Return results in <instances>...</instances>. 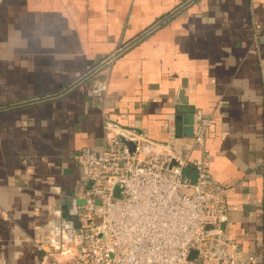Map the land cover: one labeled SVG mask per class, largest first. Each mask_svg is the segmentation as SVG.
<instances>
[{"label": "crops", "instance_id": "crops-1", "mask_svg": "<svg viewBox=\"0 0 264 264\" xmlns=\"http://www.w3.org/2000/svg\"><path fill=\"white\" fill-rule=\"evenodd\" d=\"M10 0L0 5V264H40L31 242L74 221L73 162L107 127L193 161L177 130L211 119L209 173L227 189L219 246L264 264V0ZM186 5V6H185ZM178 13L75 84L174 11ZM106 83L102 99L90 85ZM75 84V85H74Z\"/></svg>", "mask_w": 264, "mask_h": 264}, {"label": "built area", "instance_id": "built-area-1", "mask_svg": "<svg viewBox=\"0 0 264 264\" xmlns=\"http://www.w3.org/2000/svg\"><path fill=\"white\" fill-rule=\"evenodd\" d=\"M106 92V83L90 85L96 99ZM210 126L206 116L194 121L192 143L200 155L193 161L124 130L137 141L132 153L113 136L100 154L81 149L73 162L88 182L82 205L53 236L32 238L40 264H246L236 247L219 246L228 223L227 189L209 173ZM185 169L195 173V183Z\"/></svg>", "mask_w": 264, "mask_h": 264}, {"label": "water", "instance_id": "water-1", "mask_svg": "<svg viewBox=\"0 0 264 264\" xmlns=\"http://www.w3.org/2000/svg\"><path fill=\"white\" fill-rule=\"evenodd\" d=\"M192 1L193 0H190L188 3L192 2ZM185 6L180 7V9L174 11L169 16H167L165 19H163L162 21L158 22L153 27H151L150 29H148L147 31H145V33H143L142 35H140L139 37H137L134 41L130 42L128 45H126L124 48L120 49L113 56H111V57L107 58L105 61H103L98 67H96L93 70L89 71V73H87L84 77H82L75 84H78V83L84 81L89 76H91L92 74H94L97 70H99L100 68H102L105 65H107L110 61H112L114 59V57H116L119 54H121L123 51H125L127 48H129L131 45H133L135 42H137L138 40H140L141 38H143L145 35H147L153 29L161 26L166 20H168L170 17H172L173 15H175L176 13H178ZM73 87L74 86L72 85L71 87H69L65 91H63L62 93H60L58 95L51 96V97L37 99L35 101H30V102H26V103L17 104V105H11V106L1 107L0 108V112L1 111H6V110H9V109H13V108L18 107V106L33 104V103H36V102L50 100V99H53V98L60 97L61 95H63L65 92H67L68 90H70ZM193 124H194V116H193V113L192 112H188V113L184 114V117L181 118L180 121H178L177 130L179 131V134L181 136H183L184 138L191 139L192 136H193ZM136 134L138 136H140L139 133H136ZM112 136L115 139H117V143L119 145H123V146L127 147L128 150L130 151V153H132L134 151V148H135V145H136V142H137L135 138L128 137L120 128H116V130L113 131ZM183 175L184 176H190L192 183H195V179H196L195 173H190V171L188 169H185L183 171ZM118 191H119V187H117L116 190H115V195L116 196L118 194ZM68 203H69V205L73 204L75 208L78 207V206H80V205H82V201L80 199L69 200ZM194 256H195V253L192 252L190 254V256H189V260H191Z\"/></svg>", "mask_w": 264, "mask_h": 264}, {"label": "rangeland", "instance_id": "rangeland-1", "mask_svg": "<svg viewBox=\"0 0 264 264\" xmlns=\"http://www.w3.org/2000/svg\"><path fill=\"white\" fill-rule=\"evenodd\" d=\"M105 61V60H104Z\"/></svg>", "mask_w": 264, "mask_h": 264}]
</instances>
